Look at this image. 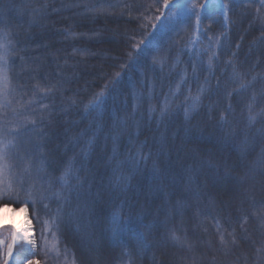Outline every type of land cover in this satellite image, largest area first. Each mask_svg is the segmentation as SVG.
<instances>
[{"label": "trees", "instance_id": "trees-1", "mask_svg": "<svg viewBox=\"0 0 264 264\" xmlns=\"http://www.w3.org/2000/svg\"><path fill=\"white\" fill-rule=\"evenodd\" d=\"M163 3L0 0V33L11 41L0 64L8 77L0 81V127L15 140L13 178L46 189L44 180L74 159L85 169V198L96 201L91 228L86 213L69 216L75 196L71 205L29 204L39 264H127L125 251L131 264H264V0H193L205 6L199 26L173 0ZM95 99L100 106L87 109ZM225 131L234 133L227 142ZM42 157L47 173L39 171ZM117 163L131 177L124 190L111 183ZM225 166L243 183L225 179ZM57 208L60 231H45V246L35 217L51 220ZM116 211L119 242L105 230ZM141 231L147 242L138 251ZM0 239L6 246L10 234Z\"/></svg>", "mask_w": 264, "mask_h": 264}, {"label": "snow or ice", "instance_id": "snow-or-ice-1", "mask_svg": "<svg viewBox=\"0 0 264 264\" xmlns=\"http://www.w3.org/2000/svg\"><path fill=\"white\" fill-rule=\"evenodd\" d=\"M173 6L176 8L177 13L180 16L183 17H189L194 16L196 20L197 26H199L200 23V9H203L205 6L201 5L200 9L197 8V6L193 3V0H173ZM109 7H114L113 5H110ZM164 8H169V0H164L163 3ZM222 13L224 15V18L227 19V11L228 6L227 4L221 3L220 5ZM177 13H172L169 16L166 17L167 20H173L176 18ZM147 19V17H145ZM159 20L160 17H157ZM153 29H156V25L152 26ZM11 43V41H8V34L6 32L0 33V64L6 65L8 63V52L9 48L8 45ZM142 51V49H141ZM209 64H211V58L209 59ZM5 69L0 68V72H4ZM0 81H2L4 84L8 82V77L6 74L0 76ZM102 95V94H101ZM0 96H3L6 100V93H4L2 90H0ZM101 104L100 99H95L93 102H91L89 105L86 106L87 109H91L95 111ZM0 107H4L3 104H0ZM166 115V109L164 111H161V117L163 118ZM221 121H224V117H221ZM256 121L255 116L249 117V124H253ZM33 123H35L33 121ZM223 131V129H222ZM10 134L18 135L17 129H10ZM264 135V131L261 133ZM8 133H4L2 127H0V199H3L6 201V203H0V210L4 208H8L11 204H20L22 205V210L27 212L29 204L32 205L33 211H36V204L42 203L44 200H51L55 199L58 202H63V204H72V198L73 196L76 197L77 205L76 209L69 213L70 217H75L76 212H84L87 214L88 223L87 227L91 228L93 226V218L96 215L95 212V200L86 199L85 194L82 191L85 189V186L87 184V178L81 176V172L85 171L83 165H81L79 168L76 166V162L74 159L67 160L65 164L62 167L61 174L53 180L51 177L44 180V184H47V188L45 189L43 187V184L41 185V189H36L35 184H30L27 188H25V181L23 177H20L19 180H15L13 178V169L14 165L10 162V150L16 147L15 140L13 139H7L6 136ZM234 135V133L225 131L224 135V141L227 142L228 137ZM95 143L94 138L92 140H89L85 146L86 149H91L93 144ZM42 147V146H40ZM239 151L241 152V155L244 156L247 154L248 149L247 148H240ZM82 155L86 158L88 155L87 151H83ZM262 157H264V149H262ZM113 158H117V153L115 149L113 150ZM146 157H144L142 154L139 155V160L142 162L145 160ZM47 158L42 157L39 160V171L43 173H47ZM122 163H117L116 167L112 170V185L116 188H119L121 190H124L127 188L131 181V177L124 174L122 172ZM208 166L212 169H214L217 174L219 175V166L208 162ZM31 168H32V159L29 158L25 161L24 166V172L31 174ZM153 175H159V169L153 168ZM224 178L225 179H235L238 184L243 183V178L240 177H233L231 175L230 170L225 166L224 169ZM43 179V178H42ZM189 183H191V177H189ZM58 185V188L56 187ZM24 192L23 198H21L20 192ZM39 193V195H37ZM183 202H178V206H182ZM43 207L45 209L48 208V204L44 203ZM13 211L16 209L13 208ZM35 219L42 225L41 228V239L43 240L45 246H47V237L44 235L45 231H50L51 228H54L55 231H60V222L63 221L62 216V209L57 208L55 216L52 217V219L48 218H41L39 215H36ZM121 220V214L119 211L113 212L111 216V222L107 225L106 231L110 233L111 238L114 241L119 242L120 232H119V222ZM26 223L29 227L19 230L15 227L14 224H12L10 221H6L2 215H0V233L7 232L10 234V243H8L5 246V240L0 239V249H3L0 251V261H2V264H9V261H12V264H18V262L14 259V253L13 248L16 245H21L25 248V250L31 254H35V249L37 246V240L35 239V234L32 232L31 219H26ZM146 228L150 229L152 225H145ZM76 232H81V228L79 225L76 227ZM31 233V234H30ZM55 237V232L52 233ZM140 239L137 241L138 243V251H142V244L147 242V236L146 234L141 231L139 233ZM171 239L174 241L179 242V237L175 235L174 232L171 233ZM221 242L225 243L224 237L221 236ZM233 243H235V238L233 237ZM96 247L99 248V243H96ZM125 249L128 248L127 244H124ZM57 252V255H59V249H55ZM67 251V249H65ZM125 255L129 257V260L127 261V264H131V252L125 251ZM26 264H39V261H34L32 259H27Z\"/></svg>", "mask_w": 264, "mask_h": 264}, {"label": "rangeland", "instance_id": "rangeland-1", "mask_svg": "<svg viewBox=\"0 0 264 264\" xmlns=\"http://www.w3.org/2000/svg\"><path fill=\"white\" fill-rule=\"evenodd\" d=\"M12 206V205H10ZM18 208V207H16ZM2 215V214H0ZM3 216V215H2ZM4 217V216H3ZM29 218L31 219L30 215H29ZM32 221V219H31ZM29 227L26 223V221L23 222V224L21 225V227L17 228L19 230H23L25 228ZM31 229H32V232L35 234V239L37 240V235H36V226L35 224L33 223L32 221V224H31ZM1 234V233H0ZM31 234V233H30ZM11 242V241H10ZM13 253H14V259L18 262V264H26V261L27 259H32L34 261H37L36 259V253H37V246H36V249H35V254L34 255H31L29 254L24 247H22L21 245H16L14 246L13 248ZM2 264V263H0ZM9 264H12V261H9Z\"/></svg>", "mask_w": 264, "mask_h": 264}, {"label": "water", "instance_id": "water-1", "mask_svg": "<svg viewBox=\"0 0 264 264\" xmlns=\"http://www.w3.org/2000/svg\"><path fill=\"white\" fill-rule=\"evenodd\" d=\"M13 208H15L16 210L13 211ZM0 214L4 216L3 218H6V221H10L12 224H14L16 228L21 227L26 219H30L29 211H23L22 207L16 208L15 206H9L8 208L0 210Z\"/></svg>", "mask_w": 264, "mask_h": 264}, {"label": "bare ground", "instance_id": "bare-ground-1", "mask_svg": "<svg viewBox=\"0 0 264 264\" xmlns=\"http://www.w3.org/2000/svg\"><path fill=\"white\" fill-rule=\"evenodd\" d=\"M4 219H6V218H4Z\"/></svg>", "mask_w": 264, "mask_h": 264}]
</instances>
